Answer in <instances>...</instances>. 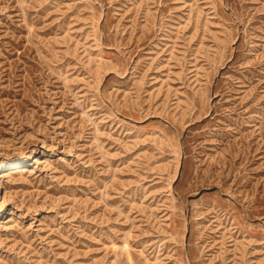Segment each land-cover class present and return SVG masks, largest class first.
<instances>
[{
  "label": "rangeland",
  "instance_id": "1",
  "mask_svg": "<svg viewBox=\"0 0 264 264\" xmlns=\"http://www.w3.org/2000/svg\"><path fill=\"white\" fill-rule=\"evenodd\" d=\"M0 264H264V0H0Z\"/></svg>",
  "mask_w": 264,
  "mask_h": 264
},
{
  "label": "bare ground",
  "instance_id": "2",
  "mask_svg": "<svg viewBox=\"0 0 264 264\" xmlns=\"http://www.w3.org/2000/svg\"><path fill=\"white\" fill-rule=\"evenodd\" d=\"M21 161H19V163H20ZM7 165H11V164H7Z\"/></svg>",
  "mask_w": 264,
  "mask_h": 264
}]
</instances>
